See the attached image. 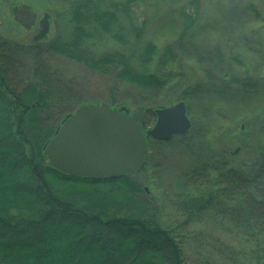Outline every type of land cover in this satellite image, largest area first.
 I'll return each instance as SVG.
<instances>
[{"label":"trees","instance_id":"1","mask_svg":"<svg viewBox=\"0 0 264 264\" xmlns=\"http://www.w3.org/2000/svg\"><path fill=\"white\" fill-rule=\"evenodd\" d=\"M127 1L118 12H128L133 0ZM100 3L102 0H73L67 37H49L48 33L38 43L24 41L21 45L14 37L0 36V264H188L183 242L175 229L164 228L156 220L155 210L141 198L144 191L139 184L128 176L106 181L66 176L51 168L44 156V147L65 118L83 106L75 87L49 66L48 56L112 74L115 81L141 91H164L177 78V73L167 70L179 56L170 47L164 48L165 59L158 61L157 72L150 71L157 54L151 42L128 55L96 57L87 40L99 32L124 41L116 13L100 10ZM245 8L260 17L253 5ZM134 32L140 34L138 29ZM187 37L185 28L177 50L184 41L193 49L194 60L211 64L214 54H202ZM26 54L31 58L29 71L23 63ZM232 82L237 100L262 91L251 80ZM185 87L181 94L187 105L198 96H212L209 102L215 99L219 107L230 92L226 84ZM147 112L145 118L140 116L146 126L154 120L153 113ZM51 113L59 117L57 124ZM190 134L191 129L165 143L147 142L149 147L150 142L159 146L179 141L191 153L193 160L179 182L182 225L210 211L225 234L247 247L245 251L225 247L224 264H264V143L254 148L249 160L232 165L230 160L236 154L231 146L214 150ZM215 138L222 142L223 134ZM192 195L204 197V203L189 208L187 198Z\"/></svg>","mask_w":264,"mask_h":264},{"label":"rangeland","instance_id":"2","mask_svg":"<svg viewBox=\"0 0 264 264\" xmlns=\"http://www.w3.org/2000/svg\"><path fill=\"white\" fill-rule=\"evenodd\" d=\"M72 2L0 0V36L16 38L21 45H25L24 41L32 43L39 31V22L47 14L48 36L60 34L67 37L71 28ZM126 2L102 0L99 6L100 10L116 13L123 28L124 41L120 43L99 32L92 40H87V44L96 57H103L111 53L128 55L143 43L151 42L157 47V54L149 66L152 72H157L158 61L165 59L164 48L170 47L179 56L167 70L177 73V78L166 90L141 91L115 81L112 74H100L60 56H48L49 66L75 87L83 106L114 105L111 108H126L129 115L138 118H145L146 111L154 114L155 110L172 107L178 102L185 104L181 94L185 84L190 86L189 89L201 83L214 87L226 84L229 97L219 107L215 99L209 102L212 96H198L190 101V105L185 104L192 131L189 137L196 136L197 141L214 150L231 146V151L236 154L230 160L232 165L249 160L254 155V148L264 143V0H133L127 6V15L118 12ZM249 4L256 8L259 18L247 11L245 7ZM185 28L187 39L195 41L202 54H214L211 64L194 60L193 49L184 41L182 48L177 50ZM134 29L140 30L138 36ZM23 63L29 71L30 55H24ZM131 64L135 63L132 61ZM234 79L251 80L257 87H262V91L244 101L237 100L233 94L237 90L232 82ZM17 83L22 87L21 79ZM168 101L172 103L168 104ZM50 117L53 123H58L57 115L51 113ZM141 117L139 119L143 121ZM153 119L147 126L143 122L144 132L154 126L155 117ZM217 133L223 134L222 142L216 140ZM179 144L174 141L158 146L150 142L148 147L147 143L143 169L128 177L141 186L144 191L141 198L155 210L160 225L175 229L177 238L185 246L188 264H224L225 247L245 248L244 251L247 247L232 235L225 234L210 211L198 214L195 220L182 225L183 190L179 182L193 159L189 156L191 153L185 152ZM58 188L70 189L71 185H58ZM84 188L78 187L79 190ZM198 196H189L187 200Z\"/></svg>","mask_w":264,"mask_h":264},{"label":"water","instance_id":"3","mask_svg":"<svg viewBox=\"0 0 264 264\" xmlns=\"http://www.w3.org/2000/svg\"><path fill=\"white\" fill-rule=\"evenodd\" d=\"M48 19L45 14L39 22L34 42L49 33ZM154 116V126L144 132L143 123L129 115L126 108L113 109L106 104L81 106L62 122L44 147V156L51 168L70 177L106 181L131 176L144 167L149 138L167 142L186 135L191 128L183 102L157 109ZM203 203L202 196L187 200L189 208Z\"/></svg>","mask_w":264,"mask_h":264},{"label":"flooded vegetation","instance_id":"4","mask_svg":"<svg viewBox=\"0 0 264 264\" xmlns=\"http://www.w3.org/2000/svg\"><path fill=\"white\" fill-rule=\"evenodd\" d=\"M38 32H39V31H38ZM37 34H38V33H37ZM34 37H35V36H34ZM34 37H33V38H34ZM32 41H33V39H32ZM33 42H34V41H33ZM39 42H40V41H39ZM34 43H38V42H34ZM153 115H154V114H153ZM154 117H155V116H154ZM137 118H138V117H137ZM138 120H139L140 123H142V121H141L139 118H138ZM149 140H150V139H149Z\"/></svg>","mask_w":264,"mask_h":264}]
</instances>
